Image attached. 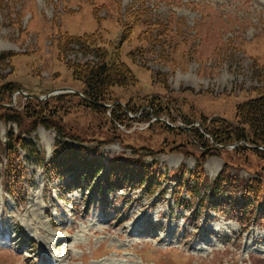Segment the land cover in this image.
<instances>
[{
  "label": "rangeland",
  "instance_id": "1",
  "mask_svg": "<svg viewBox=\"0 0 264 264\" xmlns=\"http://www.w3.org/2000/svg\"><path fill=\"white\" fill-rule=\"evenodd\" d=\"M125 31L131 37L119 54L137 82L114 87L108 103L130 105L110 110L74 94L32 97L62 88L84 92L68 63L96 58L76 44L61 52L66 35H95L98 47L115 53ZM3 90L0 129L33 141L37 154L20 149L7 158L0 144V264H264L263 186L258 198L250 193L236 204L240 187L207 197L202 187L191 195V180L179 193L171 181L181 177L175 166L190 171L203 161L200 141L180 122L208 139L213 120L236 123L237 107L264 94V0H0ZM155 101L170 103V113L160 111L174 127L148 123ZM58 143L88 148L104 162L115 155L158 161L152 173L164 174L160 187L149 193L108 170L88 191L93 184L81 180L80 169L57 176L44 168ZM207 157L208 174L225 161L233 177L264 181V156L219 150ZM106 183L118 191L99 194ZM3 185L18 201L5 196ZM45 244L51 250L42 254Z\"/></svg>",
  "mask_w": 264,
  "mask_h": 264
},
{
  "label": "trees",
  "instance_id": "2",
  "mask_svg": "<svg viewBox=\"0 0 264 264\" xmlns=\"http://www.w3.org/2000/svg\"><path fill=\"white\" fill-rule=\"evenodd\" d=\"M130 37V31L122 33L121 40L118 46L115 47V53L113 51H109L108 48L98 47V40L95 35L85 34L77 37L73 35H66L64 40L60 41L59 49L61 52L64 49V46L76 44L79 46H85V48H87L96 58L95 62H87L84 64H73L71 61L68 63V67L73 70L74 79L84 83L85 96L89 100L96 103H108L113 100L112 89L114 87L127 89L136 85L137 80L131 68L121 61L119 54L121 46L128 39H130ZM135 54V51H131L128 56L131 60H133ZM160 77L161 76L157 77V82L161 83L166 90H169L167 83L161 80ZM5 88H7V86H5ZM4 93L5 90H3L0 94ZM155 100L158 99L156 98ZM169 104L170 103H168V105ZM168 105H165L166 108H163L161 107V102H158L157 105L153 103L151 107L153 108V111H159V114L163 113L160 109L170 113ZM92 106L104 108L102 106H98V104H93ZM173 120H175V118H173ZM34 124L36 125L37 123ZM42 124L51 128V126L46 123ZM189 124V126L192 125L191 122ZM184 132L187 133L188 136L195 137L200 141L204 151L202 160H204L207 156V153L205 152H210L208 154H212L213 150H220L216 148V145L221 147L244 141L250 145L256 144L264 147V94H260L256 99L249 100L237 107L236 123H228L225 120H213L209 125H207L206 133L210 135L211 139L215 143L211 144L209 139H205L196 127H191L189 131L184 130ZM207 142L209 144H207ZM15 146H20L22 149L27 150L30 153H36L35 146L32 142L23 141L20 136L16 137L11 132L6 149L8 151H13ZM57 147H59V150L63 151V153L60 154V151L57 150L54 158L46 164V169L50 167L56 172L57 176L61 174L65 175L70 172L73 173L77 171V169H80V174L82 175L81 180L90 179L97 183V179L100 177L102 172L107 169L109 172H113L112 175H116L119 182L122 181L127 183L130 181V183H132L134 181L149 193H155L154 188L157 189L160 187V181L157 180V178L163 174H161L158 169L156 174L152 173V168L157 166V163H152L151 165L146 166L143 161L138 160L133 167V162L122 158L104 162V160L99 157L98 153H91V155H89V150L82 147L73 148L69 145L67 148V146L62 143H58ZM236 151H240L241 153H243V151H249L251 153H255L258 157L264 156L263 152L255 149H249L243 145L238 147ZM74 163H77V166H75ZM202 163L203 161L199 162L198 168L194 171L189 173H187V171L181 172V177L175 179L179 190L178 193L183 190L185 183L189 180L192 181V185L194 184L193 189L190 190L191 195L197 194L200 187L204 190L206 189L207 186L204 172L202 170ZM139 164H142V169L135 175ZM101 166H104V169H101ZM262 182V176L259 179H254L253 181L242 180L233 177L224 169L212 185V193L214 196H218L219 194L222 195L227 193L229 190L233 191L234 189L240 187L241 189L239 190H241L245 195L242 202L244 203V201L247 202L246 196L250 193L257 195V198L260 196L262 191ZM110 184H112V182ZM110 184L108 185L107 183V186H110ZM17 187L18 184L15 188ZM115 188L116 187H109L107 189L105 187L104 190L114 191ZM8 189L10 190L9 186ZM248 207L250 208L251 204H248ZM241 216L245 217L244 211L241 213Z\"/></svg>",
  "mask_w": 264,
  "mask_h": 264
},
{
  "label": "water",
  "instance_id": "3",
  "mask_svg": "<svg viewBox=\"0 0 264 264\" xmlns=\"http://www.w3.org/2000/svg\"><path fill=\"white\" fill-rule=\"evenodd\" d=\"M85 99H87V98H85ZM87 101H88L89 103H94V104H95V102H92V101H90L89 99H87ZM100 105L105 106V104H100Z\"/></svg>",
  "mask_w": 264,
  "mask_h": 264
},
{
  "label": "bare ground",
  "instance_id": "4",
  "mask_svg": "<svg viewBox=\"0 0 264 264\" xmlns=\"http://www.w3.org/2000/svg\"><path fill=\"white\" fill-rule=\"evenodd\" d=\"M49 243V242H48ZM61 243V242H60ZM74 258V257H73Z\"/></svg>",
  "mask_w": 264,
  "mask_h": 264
}]
</instances>
